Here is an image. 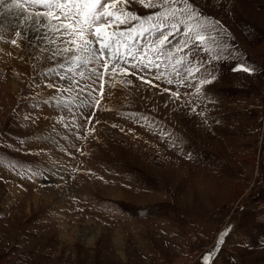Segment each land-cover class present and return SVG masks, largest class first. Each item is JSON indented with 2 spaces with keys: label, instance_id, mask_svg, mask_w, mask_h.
Segmentation results:
<instances>
[{
  "label": "rangeland",
  "instance_id": "obj_1",
  "mask_svg": "<svg viewBox=\"0 0 264 264\" xmlns=\"http://www.w3.org/2000/svg\"><path fill=\"white\" fill-rule=\"evenodd\" d=\"M190 2L214 39L102 80L0 5V264H264V0Z\"/></svg>",
  "mask_w": 264,
  "mask_h": 264
},
{
  "label": "snow or ice",
  "instance_id": "obj_2",
  "mask_svg": "<svg viewBox=\"0 0 264 264\" xmlns=\"http://www.w3.org/2000/svg\"><path fill=\"white\" fill-rule=\"evenodd\" d=\"M128 3L130 0H11V3L5 4V0H0V5L8 9L15 7L22 13V19L26 24L31 21V26H34L38 35L41 28H50L54 32H59L62 37H70L71 39H68L66 43L71 47L63 49V52H75L72 60L77 66L80 63H91L94 59L104 60V73L97 75V79L101 80L108 72L109 60L114 65L112 67L114 75L116 68L120 67V61L137 59L136 53L140 54L138 66L147 67L150 64L159 68L160 65L151 59L145 63V57L149 52L157 57L164 55V49L170 42L169 38L176 37L181 32L185 39L177 41L178 51L182 50V46L188 45L189 39L201 45L214 39L206 32L208 25L215 22L209 21L207 17L199 13L190 0H160L159 5L155 0H139L144 7L163 8V11L146 17H140L127 10ZM177 5H183V7ZM29 8L45 10L29 13ZM129 21L142 22L131 28L120 27L127 25ZM165 29H171V31H165ZM20 35V32H16V36ZM150 37L152 39H149ZM137 41L142 43L137 45ZM11 43L16 45L17 41L11 40ZM96 45H99L98 50ZM180 62L177 61V63ZM240 68L245 72L252 71L243 64ZM120 71L127 72L128 69L120 68ZM148 83L150 84L151 81ZM202 83H211V81L205 80ZM103 87L104 85L101 84V90ZM211 255L212 253H209L205 260H209Z\"/></svg>",
  "mask_w": 264,
  "mask_h": 264
},
{
  "label": "bare ground",
  "instance_id": "obj_3",
  "mask_svg": "<svg viewBox=\"0 0 264 264\" xmlns=\"http://www.w3.org/2000/svg\"><path fill=\"white\" fill-rule=\"evenodd\" d=\"M8 2H11V0H8ZM54 44H55V43H54ZM60 126H61V127H63L64 125H63V126H62V125H60ZM54 130H56V129H54Z\"/></svg>",
  "mask_w": 264,
  "mask_h": 264
}]
</instances>
